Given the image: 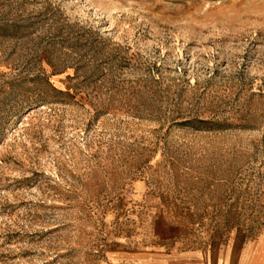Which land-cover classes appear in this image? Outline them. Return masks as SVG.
Here are the masks:
<instances>
[{"label":"rangeland","instance_id":"obj_1","mask_svg":"<svg viewBox=\"0 0 264 264\" xmlns=\"http://www.w3.org/2000/svg\"><path fill=\"white\" fill-rule=\"evenodd\" d=\"M261 237L264 0H0V264Z\"/></svg>","mask_w":264,"mask_h":264},{"label":"crops","instance_id":"obj_2","mask_svg":"<svg viewBox=\"0 0 264 264\" xmlns=\"http://www.w3.org/2000/svg\"><path fill=\"white\" fill-rule=\"evenodd\" d=\"M163 264H264V237L211 250L177 248Z\"/></svg>","mask_w":264,"mask_h":264}]
</instances>
